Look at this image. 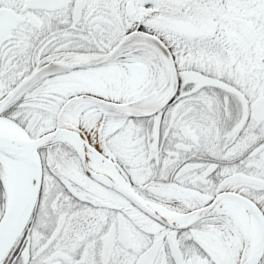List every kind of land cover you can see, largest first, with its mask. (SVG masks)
Listing matches in <instances>:
<instances>
[{
  "label": "snow or ice",
  "instance_id": "1",
  "mask_svg": "<svg viewBox=\"0 0 264 264\" xmlns=\"http://www.w3.org/2000/svg\"><path fill=\"white\" fill-rule=\"evenodd\" d=\"M0 264H264V0H0Z\"/></svg>",
  "mask_w": 264,
  "mask_h": 264
}]
</instances>
